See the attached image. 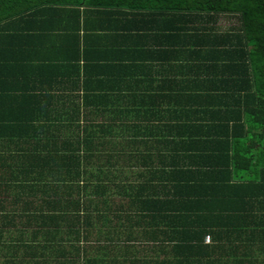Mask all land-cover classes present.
<instances>
[{
  "label": "trees",
  "instance_id": "trees-1",
  "mask_svg": "<svg viewBox=\"0 0 264 264\" xmlns=\"http://www.w3.org/2000/svg\"><path fill=\"white\" fill-rule=\"evenodd\" d=\"M0 264H264V0H0Z\"/></svg>",
  "mask_w": 264,
  "mask_h": 264
},
{
  "label": "crops",
  "instance_id": "crops-1",
  "mask_svg": "<svg viewBox=\"0 0 264 264\" xmlns=\"http://www.w3.org/2000/svg\"><path fill=\"white\" fill-rule=\"evenodd\" d=\"M206 237H207V236H206ZM206 237H205V239H204V243H205V244H211L212 242L209 243V242L206 241ZM244 253H245V250L239 251V252L237 253L236 256H242V254H244Z\"/></svg>",
  "mask_w": 264,
  "mask_h": 264
},
{
  "label": "rangeland",
  "instance_id": "rangeland-1",
  "mask_svg": "<svg viewBox=\"0 0 264 264\" xmlns=\"http://www.w3.org/2000/svg\"><path fill=\"white\" fill-rule=\"evenodd\" d=\"M222 23H223V25L229 26V23L226 22L225 20H223ZM222 23H221V25H222Z\"/></svg>",
  "mask_w": 264,
  "mask_h": 264
},
{
  "label": "built area",
  "instance_id": "built-area-1",
  "mask_svg": "<svg viewBox=\"0 0 264 264\" xmlns=\"http://www.w3.org/2000/svg\"><path fill=\"white\" fill-rule=\"evenodd\" d=\"M206 241H209V237L206 238Z\"/></svg>",
  "mask_w": 264,
  "mask_h": 264
}]
</instances>
